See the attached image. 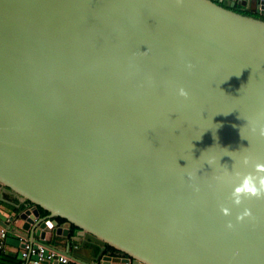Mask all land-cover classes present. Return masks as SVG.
<instances>
[{
    "label": "water",
    "instance_id": "1",
    "mask_svg": "<svg viewBox=\"0 0 264 264\" xmlns=\"http://www.w3.org/2000/svg\"><path fill=\"white\" fill-rule=\"evenodd\" d=\"M260 126L264 0H0V188L18 205L0 203L20 211L0 227L34 249L264 264V200L231 201L243 159L264 163ZM71 227L95 256L56 249Z\"/></svg>",
    "mask_w": 264,
    "mask_h": 264
},
{
    "label": "crops",
    "instance_id": "2",
    "mask_svg": "<svg viewBox=\"0 0 264 264\" xmlns=\"http://www.w3.org/2000/svg\"><path fill=\"white\" fill-rule=\"evenodd\" d=\"M0 198H3L9 202H11L13 205H18L16 203L15 199L7 194L5 191H3L0 188ZM20 207V204H19ZM30 207V206H29ZM20 211L16 207H12L10 205H4L0 203V221L2 223H5L9 226L8 219L9 217H16ZM22 225V222L18 219H15L12 221L11 228L13 229H19ZM4 231V237L2 239V244L5 247L6 251L4 253L0 252V264H23L20 260V252L22 250V244L27 243L31 244L30 238L29 240H25L22 237L15 235L11 231L7 230L5 227L1 228ZM74 230L71 234H69V237H71L70 241L66 240H53V244L58 249V251H63L65 248L66 244H69L70 249H77L78 253L81 257L85 258L86 260H89L90 257H93L96 255L98 252V249L90 244H85L83 248L81 247L83 238L82 237H77L74 235ZM105 255V254H100V256ZM64 258L67 259L65 254L60 255ZM97 261H92L90 260L88 264H98L99 258ZM68 260V259H67ZM39 264H49L48 262H41ZM67 264H84L82 262H75L73 263L72 261L68 260ZM87 264V263H85ZM110 264H115V263H110Z\"/></svg>",
    "mask_w": 264,
    "mask_h": 264
},
{
    "label": "clouds",
    "instance_id": "3",
    "mask_svg": "<svg viewBox=\"0 0 264 264\" xmlns=\"http://www.w3.org/2000/svg\"><path fill=\"white\" fill-rule=\"evenodd\" d=\"M178 2H180V0H178ZM146 54L147 52L144 53V55ZM187 67L191 69L193 66L189 64ZM178 95L184 99H188L189 97V93L184 88L179 89ZM252 131L253 133H256V127H253ZM259 136L264 138V126L259 127ZM212 163V161L208 162L209 165ZM242 163L245 167L252 164L253 171L247 174H241L240 172L235 174L239 183L234 187L231 193V201L236 207L241 206L245 200H264V163L256 162L253 164L248 157H245ZM224 167L227 168L226 165ZM220 211L225 217L231 215V211L227 207L221 206ZM245 219H254L252 211L248 208H245L244 211L236 217L237 223H242ZM226 228L232 230L234 225L231 222H228Z\"/></svg>",
    "mask_w": 264,
    "mask_h": 264
},
{
    "label": "built area",
    "instance_id": "4",
    "mask_svg": "<svg viewBox=\"0 0 264 264\" xmlns=\"http://www.w3.org/2000/svg\"><path fill=\"white\" fill-rule=\"evenodd\" d=\"M235 3L248 2L250 0H233ZM4 237L3 229H0V252L4 253L6 251L2 244V239ZM61 263H67L68 260L52 250H47L43 246L37 245L36 248H32V244L23 243L22 250L20 252V260L23 264H39L41 262H50L53 259ZM28 259V262H26Z\"/></svg>",
    "mask_w": 264,
    "mask_h": 264
},
{
    "label": "trees",
    "instance_id": "5",
    "mask_svg": "<svg viewBox=\"0 0 264 264\" xmlns=\"http://www.w3.org/2000/svg\"><path fill=\"white\" fill-rule=\"evenodd\" d=\"M232 10L236 13H239V14H242V15H245V16H251V17H256L255 15H252V14H249L247 13L246 11H244L243 8H241L240 6H234L232 8ZM39 213L41 216H45L47 215V213L43 210H39ZM57 221L59 223H62L63 221L60 220V219H57ZM75 230V228L71 227L70 228V234ZM103 254L105 255H108L110 257H119V258H125V255H123L122 253L118 252V251H115L113 250L112 248H109V247H105V250L103 252Z\"/></svg>",
    "mask_w": 264,
    "mask_h": 264
}]
</instances>
